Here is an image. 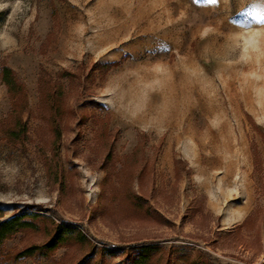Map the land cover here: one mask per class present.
Wrapping results in <instances>:
<instances>
[{
    "label": "rangeland",
    "instance_id": "374dc122",
    "mask_svg": "<svg viewBox=\"0 0 264 264\" xmlns=\"http://www.w3.org/2000/svg\"><path fill=\"white\" fill-rule=\"evenodd\" d=\"M1 63L21 85L10 94L0 83L1 218L41 205L115 247L97 253L107 264L142 243L264 264V0H0ZM48 81L74 113L58 139ZM110 144L122 159L140 145L146 173L140 160L131 187L150 215L111 196L125 167L104 160ZM41 234H18L4 251Z\"/></svg>",
    "mask_w": 264,
    "mask_h": 264
},
{
    "label": "trees",
    "instance_id": "16d2710c",
    "mask_svg": "<svg viewBox=\"0 0 264 264\" xmlns=\"http://www.w3.org/2000/svg\"><path fill=\"white\" fill-rule=\"evenodd\" d=\"M118 63H106L103 66H113ZM63 76H70V73L64 70L57 74L58 78ZM1 82L6 85L10 94H17L21 90V85L16 82L13 71L4 63L0 65ZM46 84L47 99H49V103L47 104L49 121L51 128L57 131L55 135L56 139H58L59 131L57 125L63 114L70 120L74 113L71 109L65 107V100L61 89H56L53 81H48ZM108 133V130L104 128L100 136H105ZM111 148L112 145L110 144L104 160L124 162L123 166L125 167L119 173L120 175L116 177L117 184L110 185L111 196L113 198L121 197L123 201L128 200L131 202L133 208L144 212L147 216L150 215V210L145 205L146 201L136 195L131 187L136 169L140 165V160L144 161L140 167V180L146 173L147 160H145L144 156H138L140 145L136 146L134 152L131 154L124 155L123 159L113 155ZM138 157L139 159H137ZM26 207V209H22L6 218H1L4 215V210L0 207V263L7 261L14 262L27 257L36 260L43 257L51 261L55 260L57 264H65L67 258L70 257L68 255L69 251L72 249H83L87 253H83L80 258L74 259L72 264H107L101 258L96 257L97 253L104 251V253L113 256L118 252L113 246L111 249L96 247L86 233L70 222L59 221L56 223L54 219L41 213L43 211L41 205L35 204ZM28 231L42 232L41 235H43L44 239L37 243L23 245L22 248L14 249L11 252L4 251L3 247L7 240ZM60 248L67 249V252L61 259L56 260L53 258V255ZM128 251H130L128 256L121 260L123 264H217L208 257L206 252L201 250L191 251L189 248L183 246L173 245V247L165 248L160 243H142L132 245Z\"/></svg>",
    "mask_w": 264,
    "mask_h": 264
}]
</instances>
